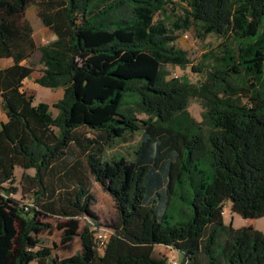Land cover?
Masks as SVG:
<instances>
[{
    "label": "trees",
    "instance_id": "obj_1",
    "mask_svg": "<svg viewBox=\"0 0 264 264\" xmlns=\"http://www.w3.org/2000/svg\"><path fill=\"white\" fill-rule=\"evenodd\" d=\"M181 1L185 14L169 27L154 17L170 0H0V58L12 60L0 68V264L175 262L156 257L155 246L178 251V264L201 252L207 264H264V232L227 226L222 216L227 201L244 218L264 216V0ZM31 4L55 35L45 44L24 18ZM192 25L201 39L228 38L197 83L169 77L165 67L190 63L175 42ZM36 50V83L62 88L56 115L23 88L32 68L22 62ZM191 98L203 108L200 121L187 110ZM79 126L93 132L88 173L116 209L102 250L93 194L49 182ZM139 130L132 160L106 157ZM17 165L30 202L12 196ZM42 216L87 217L78 234L62 235V243L78 235L80 252L53 256L38 237L51 227Z\"/></svg>",
    "mask_w": 264,
    "mask_h": 264
},
{
    "label": "rangeland",
    "instance_id": "obj_2",
    "mask_svg": "<svg viewBox=\"0 0 264 264\" xmlns=\"http://www.w3.org/2000/svg\"><path fill=\"white\" fill-rule=\"evenodd\" d=\"M186 3L181 0H170L164 6L163 12H157L155 19H164L166 24L171 27L179 18H183L186 10ZM38 7L36 4H31L25 11L24 18L29 22L32 28V36L37 45L45 44L55 38V35L45 26L42 25L38 17ZM200 29L192 25L188 29H182L176 32L177 39L175 44L186 51L190 63L185 67L165 66L169 71V77H178L186 79L188 82H201L206 74L205 68L210 66L215 61V58L221 54L222 44L228 41V38L217 36L216 34H208L204 39L198 37ZM11 63L10 58H0V68L8 66ZM32 68V72L23 81V88L28 94L33 96V104L45 102L49 104L50 111L56 115L57 110L51 105L62 96V88H49L36 83V78L41 74L42 65L39 63V52L36 50L29 59L22 62ZM191 65L200 67L199 72L191 70ZM1 105V98H0ZM190 115L195 120H201L203 111L199 101L195 98L189 100L187 107ZM138 118H143L144 115L137 114ZM142 130L126 135L124 140H116L112 147H109L105 155L111 157L114 155H123L127 159L132 160L134 151L141 140ZM75 141H73L67 149L66 156L57 163L51 171L49 182L53 186L68 187L72 189L83 188L93 194L94 199L91 203L92 212L95 214L93 223L97 224L98 231L104 230L107 233L112 231V224L116 219V209L114 202L107 191L96 182L88 173L86 168L84 154L91 144L93 132L85 126L76 127L73 130ZM24 170L20 166H15L13 186L18 188V192L12 195L14 198L30 202L29 195L22 191L24 182L21 180V174ZM32 174L33 169L25 170ZM8 186V185H7ZM223 222L225 225L232 227H249L264 232V216L253 218H244L230 210V201L224 203L223 206ZM42 220L50 223L51 227L38 234L41 244L51 249L52 255L58 258H65L74 255L81 250V243L78 235H74L68 243H62V235L67 230H73L79 233L88 223L87 217L79 218H57L55 216H42ZM92 219V218H91ZM154 255L156 257H168L171 261L179 263L181 257L178 251L173 249L155 246ZM174 256V257H173ZM30 264H36L31 262ZM172 264H174L172 262ZM190 264H207L204 254L201 252L196 256L195 260Z\"/></svg>",
    "mask_w": 264,
    "mask_h": 264
},
{
    "label": "built area",
    "instance_id": "obj_3",
    "mask_svg": "<svg viewBox=\"0 0 264 264\" xmlns=\"http://www.w3.org/2000/svg\"><path fill=\"white\" fill-rule=\"evenodd\" d=\"M108 238H109V234L104 230L98 231L95 234L96 244H97V248L99 250H102L103 247H105V245L108 241ZM173 263H175V262H173Z\"/></svg>",
    "mask_w": 264,
    "mask_h": 264
},
{
    "label": "crops",
    "instance_id": "obj_4",
    "mask_svg": "<svg viewBox=\"0 0 264 264\" xmlns=\"http://www.w3.org/2000/svg\"><path fill=\"white\" fill-rule=\"evenodd\" d=\"M11 64H12V60H11V63L8 64V66L11 65ZM5 119H6V117H5V114H4V111H3V108H2V106L0 105V124H1V122L5 121ZM173 257H174V256H173Z\"/></svg>",
    "mask_w": 264,
    "mask_h": 264
}]
</instances>
